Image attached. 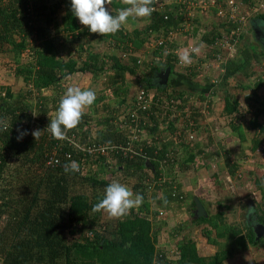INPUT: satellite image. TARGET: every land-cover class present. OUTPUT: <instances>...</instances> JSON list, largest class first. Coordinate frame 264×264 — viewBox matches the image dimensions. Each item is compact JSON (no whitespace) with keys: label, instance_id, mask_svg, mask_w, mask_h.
Segmentation results:
<instances>
[{"label":"trees","instance_id":"16d2710c","mask_svg":"<svg viewBox=\"0 0 264 264\" xmlns=\"http://www.w3.org/2000/svg\"><path fill=\"white\" fill-rule=\"evenodd\" d=\"M238 1L244 4L243 9L260 3L259 0ZM111 6L116 10L112 12L113 15L127 7L120 0H113ZM223 7H226L225 3ZM209 13L222 19L213 21V29L205 31L211 23L201 22L199 11H196L189 31L181 32L184 4L170 0L162 8L153 10L149 19H143V27L132 30L122 27L115 35L101 36L90 33L87 27L79 23L72 14L71 0H0V56L8 55L1 64L8 66L12 75L23 78L25 84L24 90L19 93L14 92L8 84L0 85V121L11 125L8 131H0V264H155V242L158 238L155 230L158 226L154 219L156 214L152 218L148 212L149 195L142 181V171L151 169L156 173L157 159L164 157L168 147H159V138L156 142L150 139L149 142H142L143 152L148 158L141 155L128 158L115 150H110L106 156L91 157L67 140L53 139L47 125L55 116L61 92L69 87H65L64 80L75 73H88L94 81H99L104 74L105 87L112 93L95 91L94 104L85 111L81 123L68 132L77 131L78 143L85 146L93 141L124 144L126 130L120 125L118 117L127 110L120 112L119 107L132 105L134 96L128 100V94L134 83L142 82L145 87L155 88L157 93L167 98L183 100L192 95L207 100L209 95L220 90L222 111L236 117L230 120V124L234 121L238 126L237 116L242 117L238 112L239 103L225 90V85L230 78L239 74L248 82L250 79L254 82L253 85L249 83L252 91L245 97L258 103L254 108V117L264 114V102L255 93V89L264 84L260 72L255 70V66L262 59L264 61V41L253 25L264 21L262 10L248 20L245 31L251 34L237 48L236 57L223 63L224 71L219 85L205 77L207 86L195 81L198 73L194 64L188 73L176 72V55L172 52L165 53L164 62H154L151 66L148 61L144 62L146 71L142 69V78L137 73L139 55L135 49L132 48L131 54L124 58L121 56L128 50L127 44L122 47L123 43L130 41L138 48L146 44L149 37H170V32H176V36L167 39L170 45L188 43L191 37L182 40L180 34L192 35L193 38L200 35V41L211 44L217 33H229L232 24L228 17L216 16V10ZM200 25H205L202 27L204 31L199 30ZM107 41L115 43L110 51L99 44ZM257 44H260V50ZM166 67H170V74H177L174 84L168 81L165 88L154 85V71ZM249 84L241 85L247 90ZM81 88L87 89L84 86ZM43 89L55 91L51 97L35 94ZM49 99L55 104L54 107L49 106ZM174 120L170 118L167 123L170 124L176 145L186 152L181 162L175 158L176 162L169 168L178 183L177 174L193 166L196 162L194 150L199 148L183 137L184 127L190 126L173 125ZM150 122H154L150 130L155 132L159 123L154 119ZM35 124L41 132L36 140L31 134ZM236 126L232 125L234 131L241 133V126ZM251 126L264 132V125L257 120ZM200 128L197 124L194 126L198 134ZM17 129L28 132L19 141ZM52 150L58 151L59 160L55 166L45 162ZM66 152L71 153V158L63 156ZM177 154L180 157L181 151ZM226 154V162L232 165L229 167L230 173L234 175L239 162ZM72 161L78 164L79 171L66 173L64 165ZM89 165L96 166L93 167L96 173L87 171ZM102 173L105 177H99ZM112 180L125 182L123 184L133 192L143 196L142 205L121 219H109L103 211L93 213L91 210ZM252 180L261 196L255 212L259 222L264 223V173ZM156 190L161 189L152 192ZM177 190L174 198L184 201L179 198L184 195L179 186ZM18 194L21 196L18 197ZM191 203L193 207L194 201ZM195 221L206 224L202 228V235L207 242L217 244L219 248L214 255L205 258L198 255L194 242L179 241L180 264H224L226 259L249 246L264 245V237L256 240L251 226L243 229L239 224L226 222L224 210L196 218Z\"/></svg>","mask_w":264,"mask_h":264},{"label":"built area","instance_id":"2783aa9c","mask_svg":"<svg viewBox=\"0 0 264 264\" xmlns=\"http://www.w3.org/2000/svg\"><path fill=\"white\" fill-rule=\"evenodd\" d=\"M164 1L165 0H155V3L152 5L153 9L155 10L156 8H162L166 4ZM178 1L181 2L180 0ZM189 1L181 2L184 4L185 8L184 22L181 32H185L187 30L189 31L190 27L192 26V18L194 17L196 11L202 13L216 10V16L220 18H224L226 16L229 18V20H231L232 25H230L231 27L229 33H217V35L214 36L211 44H193L188 42L187 44L183 45H170L168 43L167 39L173 38L174 35L176 36V32H170V37H159L154 35L153 37H149L145 44L147 50L153 47L152 51L154 53H152L150 58H145V56L148 55H139V58L137 59V65L139 68H142L144 66V62L146 61L150 62L151 64L158 61L164 62L166 52H172L176 56H179L185 50H188L192 53V63L194 61H200L201 64H205L207 67L211 66L213 62L219 63L221 65V63H224L228 59V55L224 57L221 54V51H223V49L231 50L232 48H237L240 42L241 34L245 31L250 17L260 10L263 11L264 9L261 2L257 6L243 9L244 4L238 0ZM223 3L226 4V7H223ZM180 35L183 36L184 34ZM126 44L128 46V50L121 53L123 58L132 52V46L129 43ZM171 47L173 48L170 49ZM157 48L161 49L158 50ZM194 48L199 49V51L192 52V49ZM208 51H210V54H208ZM192 63L190 65H192ZM137 73L138 77H143V71H139ZM134 84V101L127 109V112L118 117L120 125L126 130L124 144H121L122 142L116 145L112 144L111 142L93 141L89 145L85 146L78 143L79 134L77 131L67 133L68 139L66 140L76 145L80 150L85 152L87 156L91 157L106 156L110 150H115L116 152L121 153L124 157L133 158L135 156L141 155L143 158H146L147 156L145 152H143L142 136L151 132L150 127L154 126V122H150V120L154 119L159 123V126H161L167 125L168 120L170 118L174 119L176 116L178 119L182 120L183 126H190L189 128L184 127V139L192 143L196 140L198 132L194 129V126L196 124L199 125L200 121L202 120H205L206 122L207 114L210 112L207 100H200L194 95L186 96L187 101L183 100V98H167V96L157 93L155 89L145 87L144 83L142 82ZM65 91L61 92L62 95ZM37 92L38 91H36L35 94H39ZM184 101H186L185 104ZM203 102L205 105H203ZM206 109L208 110L207 112ZM194 113H197V115H194ZM35 126V130H37V124H35ZM153 137L156 141L159 138L157 134ZM157 142L159 143V141ZM177 153L180 154L179 147L175 146L168 148L164 153V157L157 159V168L155 169L156 173H153L151 169L142 171V173H144L142 181L148 195H150L155 189L164 188L171 190V195L173 197L177 195L178 186L176 179L174 178V174H172V172L169 170V168H171V166L176 162L178 155ZM63 156L65 158H71V153H63ZM58 160V151L52 150L49 155H47L45 162L49 166H55L58 163ZM174 169L175 168H173V170ZM238 175H242V173L238 172ZM179 198L183 200L185 197L184 195H180ZM162 212V210H158V215L162 216ZM180 260L181 249L178 246V242L176 243L174 241H168L159 236L155 242V264H180Z\"/></svg>","mask_w":264,"mask_h":264},{"label":"crops","instance_id":"0c3cea01","mask_svg":"<svg viewBox=\"0 0 264 264\" xmlns=\"http://www.w3.org/2000/svg\"><path fill=\"white\" fill-rule=\"evenodd\" d=\"M259 2H261V4L264 7V0H259ZM263 11H264V9H263ZM204 16H206V17L211 16L212 17L213 15H211L209 12H202V13L199 12L200 19L204 18ZM130 20L142 21L143 19H137V20L136 19H130ZM207 23H211V25H207L208 27L206 28L205 31H209V30L213 29V27H214V25L212 24L213 21L210 22V20H209ZM253 25L255 27V30H256V28H259L262 31L264 30V27L261 26L262 22H257L256 25L255 24H253ZM204 26L205 25H200L201 28L198 27L199 30L204 31L202 28ZM122 27L126 28L125 25ZM246 31H245V33L247 35V32H249V31H247V32ZM256 32H257V30H256ZM188 36L191 37L188 41L189 43L190 42L193 44L203 43V41L199 40L200 35L197 38H195V37L193 38L192 35H188V34L183 35V36L180 35V39L185 40V39H187ZM258 36H260V38L264 39V36L262 37L260 34ZM243 41H244V39H243ZM259 64H264L263 59L257 65H259ZM220 67H221L222 72L220 74H218V76H217L218 78L215 80L216 82H220V79L222 78V74L224 71L223 63H221ZM176 76L177 75L175 74V78H177ZM90 77L91 78H90L89 85H87L88 87H86L87 89L90 88L94 91L104 90V91H106V93H109L110 95H112L111 90H107L105 87L104 74L102 75V77L100 78L99 81H94V80H92V76H90ZM172 77H174V74ZM204 77L206 79L212 81L210 74H207ZM261 78L264 80L263 75L261 76ZM97 83H100V86L95 88L94 86H96ZM218 85H219V83H218ZM263 87H264V84H263ZM259 88H261V85ZM219 94H220V90H218V92L214 93L213 95H209L207 98V101L209 103L210 113L213 109L212 107L215 106L214 111L216 112V117L221 119V120L219 122H217L216 119H214V118H212L211 120H209V118H208V120L206 121V123L208 125L205 124L200 129L201 132L197 136L196 140L194 141V143L197 144V147L199 148L198 149L199 151L194 150L195 159H196L195 166L193 165L192 167H189L186 170H184V169L180 170L176 176L177 181H178L177 186H179L180 190L182 191V193L184 194V197H185L184 202L178 200L177 198H174L170 194V190L168 188H164V189L156 190V191L152 192L151 195H149V197L147 199V200H149V202L147 203L148 212L150 213L152 218H154V216L156 214L154 219H156L155 220L156 225L158 226L156 228V230L158 231L157 235H159L161 233L163 235L162 238H164L168 241H174L176 243L179 241H182V240H189V241L194 240L196 249H198L199 251H201L199 249L200 248L199 242L204 241L203 242V249H211L210 254L206 255L209 257L216 253L219 246L217 244L208 243L203 235H201L200 237H197V235H198L197 228H198L199 224L197 226L198 222L195 221V218L193 216L195 204L192 207L191 202L194 201V197L197 196L200 199V201L202 202V204L204 205L208 215H212L215 212H217L218 210H224L225 216H226V212H227L229 206L228 207L227 206H223V207L220 206V205H222L220 203L221 202L220 197L222 195H224L223 191H226V193H227V191H228V193H234L236 190H238V191L241 190L242 195H240V196H243V194H246V193H251V197H253V196L256 197V191L259 192V190L256 189V186H255L252 178L256 177L258 174L252 168L249 170H246V173L241 172L240 170H241V167L243 165V161H245V159L251 160L249 155H252L255 151L254 150V144L250 147V149L246 147V145H247L246 138L249 135L248 132H250L253 129L255 130V128H253L251 126V123L254 122L255 120H257L258 123L264 125V114L255 118L253 114H254V111L256 109H254L253 107H251L247 103H245L246 110L244 112H242V110L238 106V112L241 113L242 117L237 116L238 117L237 124H238V126H241L242 131H241V133L239 131H234V129L232 128V125L236 126L235 125L236 123L233 121L230 124V120L232 118H236V117H234L232 114L227 115V114L223 113V111H222L223 110V104H219L218 98H217V97H219ZM244 95L246 97L247 93H245ZM87 110H88V108H86L85 111H87ZM210 113H209V115H212ZM245 114H250L253 117L252 119L251 118L248 119V121H249L248 124H245V122H244L245 121L244 120ZM213 119H214V122H213ZM176 123L180 127L181 126L180 124H182V120L181 119H175L173 125L174 124L176 125ZM167 125H168V123H167ZM167 125H161L158 128L163 129V128H166ZM238 126H236V127H238ZM179 127H177V128H179ZM232 130L235 132V135H234V132H232ZM161 133H160L161 135H159L158 137H159V143H162L163 146H167L166 143H172V144L175 143L176 144V140L172 134L170 135L169 130L166 132V135H163V132H161ZM148 134H146V135H148ZM167 135H169V136H167ZM164 137L167 139H164ZM150 139H152L154 142H156V140L153 136L152 137H145V138H143V141L149 142ZM247 139L249 140V138H247ZM164 140H168V141L166 143H164L165 142ZM258 145H259V142H258ZM263 145H264V142H262V146ZM175 146L179 147V151H182L180 146H178V145H175ZM257 151H258V149H257ZM262 151L264 153V146L262 147L261 152ZM226 152L228 153L229 157L231 155V159L236 158V160L239 162V168L236 170L234 175H232L230 173V170H229V167H231L232 165L228 164L226 162V159H225V158H227ZM261 152H260V154H261ZM254 155H256V154H253V156ZM209 159H211V160H209ZM213 161H215V163H213ZM214 166H215V168H214ZM238 170L242 173V175L244 177L247 176V178H248L247 180L249 183V185L246 186L247 188H243V187L236 188L237 185H235V181L237 180L236 175L238 173ZM244 171H245V168H244ZM227 182L232 183V184H230V187L226 186ZM123 183H125V182H122V184ZM249 186H251V187L254 186L255 188L254 189L252 188L253 190H249L250 189ZM210 189L212 191L211 193H210ZM133 193L136 194L135 192H133ZM251 197L249 200L247 199L246 201H244V199H239V207L237 210L240 212H241V210H244L246 213H248L249 208H253L254 210H256L255 202H253ZM260 198H261V196H260ZM176 201H180L182 203V205L178 204ZM223 203L226 204L227 201H223ZM158 210L163 211L162 216L158 215ZM146 211H147V208H146ZM249 215H250L249 217L251 218V220L253 218L258 219L255 211H254V213L249 214ZM179 219H181V220L178 221ZM247 225H249V223H247ZM202 228L203 227H201L198 231L200 233V230H201V234H202ZM221 241L224 242V239H221ZM204 243H205V245H204ZM210 247H213V248H210ZM199 251H198V254L200 255ZM240 255H242L243 258L241 256L242 259L239 260V264H264V245L263 246H249L248 249H246L243 253H241V252L235 253L233 256L226 259L224 261V264H228V262H230V261H231L230 262L231 264H233V263L235 264V260L238 259V256H240ZM252 257H255L257 261H255V260L253 261L251 259Z\"/></svg>","mask_w":264,"mask_h":264},{"label":"rangeland","instance_id":"374dc122","mask_svg":"<svg viewBox=\"0 0 264 264\" xmlns=\"http://www.w3.org/2000/svg\"><path fill=\"white\" fill-rule=\"evenodd\" d=\"M170 0H165L164 2L165 3H167V2H169ZM181 2H184V1H189V0H180ZM189 2H192L191 0L189 1ZM187 5H188V3H187ZM105 7H106V9H108V10H110V12L112 13L113 11H116L111 5L110 6H108V5H105ZM116 13H118V12H116ZM137 20V19H136ZM210 20V22H212V21H220L221 19H219V18H215V16L213 15L212 17L211 16H204V18H201V22H203V23H207L208 21ZM143 24H144V22H142V21H140V20H138V21H132V20H130L129 19V22L125 25L126 26V28H128V29H130V30H132L133 28H135V27H139V28H141V27H143ZM261 26H263L264 27V21L262 22V25ZM264 31V30H263ZM244 33V32H243ZM251 34V32H248L247 33V35H250ZM247 37V35H246V33H244V34H242V36H241V39H240V42H239V45H238V47L237 48H239L242 44H243V39L244 38H246L245 36ZM180 37V36H179ZM127 43H129L131 46H132V48L133 49H135V51H136V53H138V55H140V56H144V55H148V56H145V58H150L151 57V55H152V53H153V47H151L150 49H146V47H145V44L144 45H142L141 47H136V46H134L130 41L129 42H127ZM100 45H103L106 49H109V51L111 50V48L113 47V45L115 44V43H111V42H109V41H107L105 44L104 43H99ZM124 46H126V43H123L122 44V47H124ZM257 46H258V50H260V48H261V46H260V44H257ZM256 46V47H257ZM118 48H119V46H118ZM237 48H232L231 50H227V49H223V51H221V54L224 56V57H226L227 55H228V59H231V58H234V57H236V55H237V51H238V49ZM208 52H210V51H208ZM2 56V57H1ZM0 56V64H1V62H3L5 59H7L8 58V55H1ZM179 56H176L175 57V61H174V69H175V71L176 72H183V73H188L191 69H192V65L194 64L195 65V69L197 70V73H198V75H197V77L195 78V81H197L198 83H200V85H208L207 83H205L206 81L204 80V76L205 75H207V74H210V76H211V80L212 81H215L218 77V74H220L222 71H221V67H220V64L219 63H212V65L211 66H209V67H207V66H205V64H201L200 63V61H194L193 63H192V65H189V66H187V67H185V66H183L182 64H181V62L179 61V58H178ZM3 59V60H2ZM27 59V58H26ZM227 59V60H228ZM153 64V63H152ZM150 62H149V65L151 66L152 65ZM146 71V69L145 68H140V70L139 71ZM150 69H148V71H149ZM255 70H257V71H259L260 72V74H261V76L263 75L264 76V64H259V65H257V66H255ZM176 74V73H175ZM175 74H174V77H172L173 76V74H170V76H169V82H171L172 84H174V82H175ZM177 75V74H176ZM91 75L90 74H86V73H84V74H82V73H75V74H72L71 76H69L68 77V79H65L64 80V82H65V87H66V85L67 86H84V87H88L87 85H89V82H90V77ZM177 77V76H176ZM173 78V79H172ZM1 83L2 84H8L9 85V87L14 91V92H17V93H19V92H21L22 90H24V88H25V84H24V80H23V78H21V77H16L15 75H12L11 74V70H9L8 69V66L6 67V65H4V64H1L0 65V85H1ZM219 83V82H218ZM245 83H250L251 85H253L254 84V82H253V80H251L250 79V82H248L247 81V79L245 78V77H243V76H241V75H239V74H236L235 76H233V78H231L230 80H228V82L226 83L227 85H225V90H227V92L231 95V96H233V97H235L236 98V100L238 101V103H239V108L242 110V112H244L245 110H246V105H245V103H247V104H250V106L251 107H253V108H256V105L258 104V103H254V101L253 100H250L249 99V101L245 98V93H249L250 92V90L252 91V88H250L251 87V85L249 84V88L247 89V90H244L243 89V87H242V85L241 84H245ZM100 86V83H97L96 84V86H94L95 88H97V87H99ZM205 86V87H206ZM221 88V87H220ZM82 89V88H81ZM153 89H155V88H153ZM223 91H224V89H222ZM53 91H55V90H51V89H43L39 94L43 97V96H48V97H51L52 96V94H53ZM59 93V92H58ZM134 93H135V88H134V85L132 84L131 85V88H130V90H129V94H128V100L130 99V100H132V98H133V96H134ZM255 93H257V95H260L261 96V100L264 102V87H263V85H261V88H256L255 89ZM218 98V102H219V104H223V99H222V96H221V94H219V97H217ZM128 100H127V102H128ZM51 100L49 99L48 100V104H49V106L50 107H54L55 106V104L53 103V102H50ZM221 102V103H220ZM208 103V102H207ZM203 105H205V103L203 102ZM208 105H209V103H208ZM129 108V107H128ZM127 107H126V105L125 106H121V107H119V111L120 112H125L127 109H128ZM213 109H212V111H211V113L210 114H212V115H209V113L207 114V116L208 117H206V121L208 120V118H209V120H211L212 118H214V119H216V121L217 122H219L221 119H219V118H217L216 117V112L214 111V108H215V106H213L212 107ZM86 110V109H85ZM208 110L206 109V112H207ZM222 116V115H221ZM177 117V116H176ZM249 118H253L252 117V115H250V114H245V116H244V122H245V124H248L249 123V121H248V119ZM214 119H213V122H214ZM223 121V120H222ZM205 124H207L206 122H205V120H202V121H200V124H199V126L202 128ZM181 126L183 125V124H180ZM208 125V124H207ZM176 126H178L177 125V123H176ZM200 128V129H201ZM169 130V132H170V135L172 134V129L167 125L166 126V128H163V129H157L155 132H150L148 135H143L142 136V139L143 138H145V137H152V136H155L156 134L159 136V135H161L162 133L161 132H163V135H166V132ZM201 132V131H200ZM232 132H234L233 130H232ZM159 133V134H158ZM161 133V134H160ZM200 134V133H199ZM198 134V135H199ZM248 136H247V138H249V140L246 138V143H247V145H246V147L247 148H249L250 149V147L254 144V153L253 154H256V155H254L253 156V154L252 155H249V157H250V159L251 160H247V159H245V161H243V165H242V167H241V172H245L246 173V170H249V169H253V170H255L256 171V173L257 174H260V173H264V153L263 152H261V150H262V147L264 146H262V142H264V132H261L260 130H259V128H255V130L253 129V130H251L250 132H248ZM234 135H235V132H234ZM167 136H169V135H167ZM164 139H167V138H165L164 137ZM163 140V139H162ZM165 142L164 143H166L168 140H164ZM258 142H259V145H258ZM194 143V142H193ZM158 144V146L159 147H161V146H163L162 145V143H157ZM167 144V147L168 148H172V147H175V143L174 144H172V143H166ZM171 145V146H170ZM166 147V146H165ZM177 147V146H176ZM257 149H258V151H257ZM180 152V151H179ZM252 152V151H251ZM260 152H261V154H260ZM212 154V153H211ZM237 155V154H236ZM186 156V152H185V150L183 149V151H181V156L179 157L178 155H177V160L179 161V162H181L182 161V159L184 158ZM210 156V155H209ZM212 159V158H211ZM211 159H209V160H211ZM211 163V162H210ZM213 163H215V161H213ZM217 163V162H216ZM219 163V162H218ZM195 164H196V162H194L193 163V165L195 166ZM212 165V164H211ZM216 165V164H215ZM92 166V167H91ZM93 167H96L95 165L93 166V165H89V169H87V171H89V172H91V173H96L93 169ZM214 168H215V166H214ZM244 168H245V171H244ZM96 169V168H95ZM177 170H179V166L177 165ZM239 170H238V172H240ZM98 175H100V174H98ZM105 177V174H101L99 177ZM227 176V175H226ZM236 181H235V185H237V187L236 188H238V187H243V188H247L246 186H248L249 185V183H248V178H247V176L246 177H244L243 175H238V173H237V175H236ZM241 178V179H240ZM230 184H232V183H230V182H227L226 183V186H228V187H230ZM250 187V189L249 190H253L255 187L253 186V187H251V186H249ZM227 188V187H226ZM253 188V189H252ZM25 190H27V188L25 189ZM247 190V189H246ZM230 191V190H229ZM20 193H22L21 192V190L19 191ZM212 191H211V189H210V193H211ZM247 192V191H246ZM223 193H224V195H222L221 197H220V199H221V204H222V206H229V208H228V210H227V212H226V222H228V223H231V224H239L243 229L246 227V226H248L247 225V223H248V219H247V216H246V212L244 211V210H241V212L240 211H238L237 209H238V207H239V199H244V201H246L247 199L249 200L250 199V197H251V193H246V194H243V196H240V195H242V193H241V190L240 191H238V190H236L234 193H228V191H227V193H226V191H223ZM240 193V194H239ZM19 196H21V195H19L18 194V197ZM232 197V198H231ZM252 198V200H253V202H255V208H257V206H258V204L261 202V198H260V193L259 192H257L256 191V197H251ZM19 199V198H18ZM223 201H227V203L226 204H224L223 203ZM178 204H180V205H182V203L180 202V201H176ZM184 202V201H183ZM229 204V205H228ZM243 209V208H242ZM181 219H179L178 221H180ZM184 220V219H183ZM198 224H199V226H198ZM204 225H206L205 223H203V222H198L197 223V226H198V228H197V233H198V235H197V237H200L202 234H201V230H200V233L198 232L199 231V229L201 228V227H204ZM155 232H157L158 233V231L157 230H155ZM196 233V234H197ZM159 236H161V237H163V235L160 233L159 235H158V237ZM203 239V238H202ZM206 239V238H205ZM204 240V239H203ZM207 241V240H206ZM190 242H194V240H191ZM204 242V241H203ZM203 242L202 241H200L199 242V244H200V250L201 251H199L198 249H197V253H198V251H199V253H200V256H203V257H205V258H209V256H206V255H208V254H210V252H211V249H203ZM209 243V242H208ZM204 245H205V243H204ZM210 248H213V247H210ZM244 251H242L241 253H243ZM199 255V254H198ZM243 255V254H242ZM242 255H240V256H238V259H236L235 260V264H239V260L240 259H242L243 258V256ZM241 256H242V258H241ZM253 261L255 260V261H257L256 260V258L255 257H252L251 258ZM231 262V261H230ZM230 262H228V264H231ZM234 264V263H233Z\"/></svg>","mask_w":264,"mask_h":264},{"label":"clouds","instance_id":"9594fccd","mask_svg":"<svg viewBox=\"0 0 264 264\" xmlns=\"http://www.w3.org/2000/svg\"><path fill=\"white\" fill-rule=\"evenodd\" d=\"M121 4L127 7L121 8L116 15L106 9L105 5H112L113 0H71L72 14L79 20V23L87 27L90 33L101 36L115 35L122 26L129 22V19H149L153 12L152 5L155 0H120ZM194 48L192 52H198ZM179 61L185 67L192 63V53L188 50L179 55ZM140 69V68H139ZM134 88H135V84ZM96 100V93L92 89H81L79 86H69L58 103L54 118L47 125V131L56 140L68 139L67 133L75 129L85 114V109L91 107ZM35 116L36 114L33 113ZM11 127L6 122L0 121V131H8ZM17 140H21L28 134L27 130L17 129ZM32 136L38 139L40 130H34ZM64 171H79L75 161L64 165ZM143 203V196L134 194L125 184L118 180H112L105 188L102 198L93 205L92 212L106 213L109 219H121L130 214L133 209H138ZM253 208L248 213H254Z\"/></svg>","mask_w":264,"mask_h":264},{"label":"water","instance_id":"95a60500","mask_svg":"<svg viewBox=\"0 0 264 264\" xmlns=\"http://www.w3.org/2000/svg\"><path fill=\"white\" fill-rule=\"evenodd\" d=\"M256 30L262 37L264 36V32L261 29L256 28ZM169 76H170V67L160 68L154 71L152 75V80H153L154 85L161 87V88H165L168 84ZM147 164L150 166V163H147ZM194 204H195V209H194L193 216L195 219L202 217V216L204 217L208 216L204 205L202 204V202L197 196L194 197ZM250 226L252 228V231L255 235L256 240L264 236V223H261L258 221V219L253 218L250 222Z\"/></svg>","mask_w":264,"mask_h":264},{"label":"flooded vegetation","instance_id":"af4514ba","mask_svg":"<svg viewBox=\"0 0 264 264\" xmlns=\"http://www.w3.org/2000/svg\"><path fill=\"white\" fill-rule=\"evenodd\" d=\"M246 216H247L248 223H249V226H250L251 218L249 217V216H250L249 213H246ZM249 219H250V221H249ZM258 221H259V220H258ZM263 237H264V236H263Z\"/></svg>","mask_w":264,"mask_h":264}]
</instances>
